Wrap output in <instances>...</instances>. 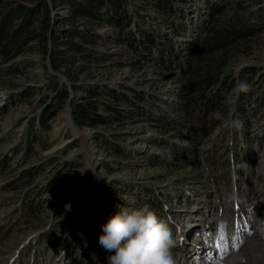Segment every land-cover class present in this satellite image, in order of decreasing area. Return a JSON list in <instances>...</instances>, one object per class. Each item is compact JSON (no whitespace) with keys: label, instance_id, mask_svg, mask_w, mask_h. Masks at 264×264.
I'll return each instance as SVG.
<instances>
[{"label":"rangeland","instance_id":"374dc122","mask_svg":"<svg viewBox=\"0 0 264 264\" xmlns=\"http://www.w3.org/2000/svg\"><path fill=\"white\" fill-rule=\"evenodd\" d=\"M4 1L34 6L38 0ZM156 1L128 0L126 8L156 35L166 66L154 62L155 48L133 51L113 28L66 21L67 8L50 7L55 30L87 32L84 42L74 39L82 52L59 46L57 70L49 57L23 54L12 62L21 72L0 73V264H107L110 253L98 240L116 204L147 205L166 219L176 264H264V0H167L170 12ZM212 4L219 12L210 18ZM56 14L65 20L55 22ZM237 21L259 32L225 59L223 75L235 84L223 96L222 122L213 126L196 118L194 105L181 111L185 77L178 65L194 66L185 49L204 37V27ZM241 81L251 89L233 91ZM74 85L112 90L129 103L101 94L103 102L132 111L136 105L146 115L73 127L67 109L84 95ZM55 86H65L70 99L44 129L40 100L50 103ZM29 87L34 92L27 97ZM215 238L218 250L224 243L229 252L207 263L216 255L198 251L211 247L213 253Z\"/></svg>","mask_w":264,"mask_h":264},{"label":"trees","instance_id":"16d2710c","mask_svg":"<svg viewBox=\"0 0 264 264\" xmlns=\"http://www.w3.org/2000/svg\"><path fill=\"white\" fill-rule=\"evenodd\" d=\"M49 1L50 4L46 0H38L34 6H26L18 2H0V73L6 75L10 74L11 71L21 72V69L17 65H12V62L23 54H39L42 58L49 57L51 67L57 70L62 62V59L57 57L58 51H60L59 46L73 53L82 52L83 45L79 42L86 40L87 37L85 35H88L87 32L70 31L64 28L55 30L51 24L53 21L50 20V7L54 10L67 8L68 16L65 18L66 21L81 19L89 23L105 24L113 28L118 32L117 38L119 42L133 51H137L142 47L144 49L155 48L156 53H159L160 56L158 59H154V62L159 67L163 66L164 61L161 59L163 49L155 43L156 35L152 33L151 36L144 31L142 25L146 22L143 18L138 19V21L133 20V16L128 13L126 8L128 0ZM156 2V6L161 5L162 10L172 11L170 4L167 3L166 5L167 0H157ZM209 6L208 12L210 18H212L213 14L219 12V8L213 4ZM56 15L57 21L55 22L58 23V20L62 22L65 20L61 19L60 15ZM241 24L237 21L235 23L227 22L220 27H204L202 29L205 34L204 37L187 45L185 50L193 58L195 64L193 67H186L185 69L178 65L179 70L182 71L185 77V88L183 94L180 93L179 97L183 113L188 111V106L194 105L197 108L195 110L197 119L201 117L204 121L209 118L213 126L222 122L221 118L213 117L210 114L219 113L220 111L225 114V111L221 110L223 108V96L231 91L235 84L234 78L226 74L223 75L227 65L225 59L231 49L237 46L238 43L254 37L259 32V30L247 28ZM75 38H78L79 42L74 41ZM50 44L52 49L49 47ZM246 73L249 72L246 71ZM249 76L245 81L251 80L252 75ZM101 89L91 86L86 89H80V87L73 86L74 93H78L80 90L84 91V95L79 102L76 99L74 100V98L70 101V116L76 128H95L104 126L112 120L131 119L130 114L133 112L140 117L146 115L143 109L136 105V109L132 111L112 107L103 102L101 99L103 95L113 100H127L112 90L107 89V91L104 90L101 93ZM33 92L34 88L29 87L26 91L27 97L31 96ZM52 93L53 97L49 101L50 103L47 104V97L40 100V103L45 106L41 110L38 122L44 129H48V122L62 110L70 99V93L65 86H61L60 89L55 86ZM134 98L135 100H140L139 93H136ZM126 103H129V101ZM99 108H103V114L99 112ZM105 114H110L111 116H106ZM107 145L109 149L113 150L111 151L113 154L117 156L124 155L117 145ZM70 167L74 169L79 167V165L71 164ZM58 181L59 177L52 184H58ZM71 182L68 180L65 181V184L70 185Z\"/></svg>","mask_w":264,"mask_h":264},{"label":"clouds","instance_id":"9594fccd","mask_svg":"<svg viewBox=\"0 0 264 264\" xmlns=\"http://www.w3.org/2000/svg\"><path fill=\"white\" fill-rule=\"evenodd\" d=\"M251 85L239 82L235 92H247ZM220 118L221 114H210ZM118 210L101 226L99 245L110 255L107 264H176V241L166 219L149 206L116 204Z\"/></svg>","mask_w":264,"mask_h":264},{"label":"water","instance_id":"95a60500","mask_svg":"<svg viewBox=\"0 0 264 264\" xmlns=\"http://www.w3.org/2000/svg\"><path fill=\"white\" fill-rule=\"evenodd\" d=\"M67 112H68V119H69V122H71V126H73V122L71 120V116H70V111L69 109H67ZM74 127V126H73Z\"/></svg>","mask_w":264,"mask_h":264},{"label":"bare ground","instance_id":"6f19581e","mask_svg":"<svg viewBox=\"0 0 264 264\" xmlns=\"http://www.w3.org/2000/svg\"><path fill=\"white\" fill-rule=\"evenodd\" d=\"M198 248H201V247H198Z\"/></svg>","mask_w":264,"mask_h":264}]
</instances>
